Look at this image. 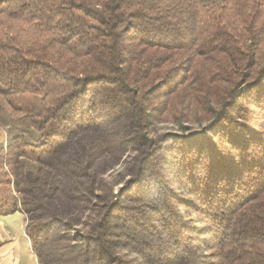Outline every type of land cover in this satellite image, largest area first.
<instances>
[{"label":"trees","instance_id":"1","mask_svg":"<svg viewBox=\"0 0 264 264\" xmlns=\"http://www.w3.org/2000/svg\"><path fill=\"white\" fill-rule=\"evenodd\" d=\"M188 71L205 124L149 136ZM0 97V215H26L38 264H264V0H0ZM128 147L107 198L96 162Z\"/></svg>","mask_w":264,"mask_h":264},{"label":"rangeland","instance_id":"2","mask_svg":"<svg viewBox=\"0 0 264 264\" xmlns=\"http://www.w3.org/2000/svg\"><path fill=\"white\" fill-rule=\"evenodd\" d=\"M191 72H186L184 79L161 92L149 105L151 120L147 129V134L156 137L163 132H185L199 130L206 122L208 116L205 112L204 100L196 94L194 90L187 86ZM0 104L5 106L4 115L9 114V108L0 97ZM7 109V110H6ZM9 113H8V112ZM7 112V113H6ZM10 117L17 114L11 113ZM5 132L7 128L0 124ZM136 151L128 147L120 154L105 153L96 162L97 179L100 183L98 192L111 197L117 189L122 186L130 175L129 169L132 166ZM27 166L29 163L26 161ZM6 168V166H4ZM172 184L176 188L179 197L178 208L185 222L191 223L195 229V238L198 243L204 245L203 237L199 229L200 223L198 216L192 206L189 205L190 198L183 197L175 180ZM90 204H79L80 207L74 208V223L77 228L87 231L90 224L97 217V198L92 197ZM117 252L122 255L129 264H148L136 252L128 248H118Z\"/></svg>","mask_w":264,"mask_h":264},{"label":"crops","instance_id":"3","mask_svg":"<svg viewBox=\"0 0 264 264\" xmlns=\"http://www.w3.org/2000/svg\"><path fill=\"white\" fill-rule=\"evenodd\" d=\"M7 135L0 125V149ZM26 215L21 211L0 215V264H38L25 233Z\"/></svg>","mask_w":264,"mask_h":264}]
</instances>
